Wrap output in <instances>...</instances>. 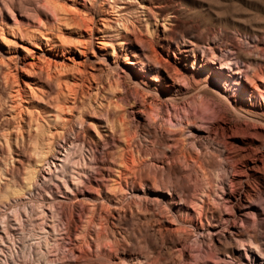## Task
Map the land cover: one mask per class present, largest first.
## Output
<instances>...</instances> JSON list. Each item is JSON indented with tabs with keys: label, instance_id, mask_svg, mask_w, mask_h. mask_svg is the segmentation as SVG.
<instances>
[{
	"label": "rangeland",
	"instance_id": "1",
	"mask_svg": "<svg viewBox=\"0 0 264 264\" xmlns=\"http://www.w3.org/2000/svg\"><path fill=\"white\" fill-rule=\"evenodd\" d=\"M165 1L188 29L160 0H0V264H264V190L242 215L255 184H230L264 125L170 101L161 68L192 43L262 59L264 0Z\"/></svg>",
	"mask_w": 264,
	"mask_h": 264
},
{
	"label": "bare ground",
	"instance_id": "2",
	"mask_svg": "<svg viewBox=\"0 0 264 264\" xmlns=\"http://www.w3.org/2000/svg\"><path fill=\"white\" fill-rule=\"evenodd\" d=\"M160 3L162 8L173 11L176 17L180 18L179 26L186 30L190 24L186 19L191 15V10L181 9L171 1L160 0ZM242 35L246 37L245 44L264 52V46L260 47V39L264 37V28L258 32H243ZM214 41H216L215 38L210 42L214 43ZM207 45L209 47V44ZM184 47L190 48L189 50L178 49L180 55L186 58L180 66L161 67V63L157 59L154 60V63L167 73L171 81L169 87L173 89L171 90L173 96L167 97L170 101L177 102L187 97L198 96L206 106L215 107L214 114H216L217 123L229 118L236 122L264 125V55L260 59L240 49L226 48L224 54L221 52L215 54L213 50L210 53L202 50V59L199 60V45L184 44ZM227 51L228 54H226ZM188 52L191 53L190 56ZM189 68H196L198 71L193 74ZM245 69H250V73L245 72ZM140 71L147 73L145 68ZM122 77L133 85H140L139 80L132 76L128 69H124ZM152 81L156 80L152 79ZM175 86L177 88H174ZM146 94L160 97L155 89L146 90ZM243 179L250 180L255 185L254 189L248 186V190L244 193L239 192V211L242 215L246 213L255 215L258 211L251 204V200L253 195L264 190V153L251 149L243 156V160L235 162L230 181L233 191L237 183Z\"/></svg>",
	"mask_w": 264,
	"mask_h": 264
}]
</instances>
